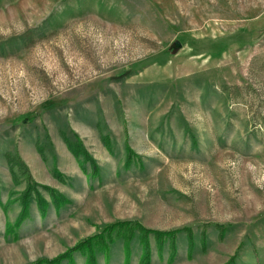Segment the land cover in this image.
<instances>
[{
    "label": "rangeland",
    "instance_id": "374dc122",
    "mask_svg": "<svg viewBox=\"0 0 264 264\" xmlns=\"http://www.w3.org/2000/svg\"><path fill=\"white\" fill-rule=\"evenodd\" d=\"M116 221L179 231L150 264H264V0H0V264Z\"/></svg>",
    "mask_w": 264,
    "mask_h": 264
},
{
    "label": "trees",
    "instance_id": "16d2710c",
    "mask_svg": "<svg viewBox=\"0 0 264 264\" xmlns=\"http://www.w3.org/2000/svg\"><path fill=\"white\" fill-rule=\"evenodd\" d=\"M74 137H77L75 135ZM79 141V139L77 140ZM69 148L75 153V156H79V150H76V146H74L71 142L68 143ZM129 151V148H127ZM87 155V153H85ZM88 156V155H87ZM36 188L32 185H28L27 189L22 194V201L24 203L23 213L17 218L15 223H8L6 226V237L15 233V229L29 217V202L35 199L36 204L39 208L41 215L44 217L46 214V210L49 207V203L45 201V199L37 192H35ZM52 200V204L55 205V208L60 209L62 205L68 203L69 201L65 199L61 194L57 193L56 191L50 192ZM189 229V228H187ZM186 229V230H187ZM179 231H168V232H161V231H151L146 227H142L138 222H131V221H116L110 225H106L103 230L91 237H88L73 247L68 248L65 252L61 253L57 257L46 260V259H39L32 264H63L64 261H67L68 264H76L74 260V254L80 253L86 257L85 264H97L96 259L98 254H102L104 258L109 257V253L111 251V245L116 242L117 239H121L123 242V250L125 255V264H130L132 250H131V243L135 237L140 239V246L142 251L141 261L139 264H150V245H149V236L152 234L157 242V246L160 250L163 249L165 241L167 239L171 240V244L176 243V235ZM189 232V230H188ZM190 234V233H189ZM172 235V237H169ZM16 237V236H15ZM189 243L192 246L193 241L191 236H189ZM176 247V244H175ZM143 259V260H142Z\"/></svg>",
    "mask_w": 264,
    "mask_h": 264
}]
</instances>
